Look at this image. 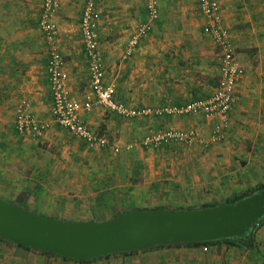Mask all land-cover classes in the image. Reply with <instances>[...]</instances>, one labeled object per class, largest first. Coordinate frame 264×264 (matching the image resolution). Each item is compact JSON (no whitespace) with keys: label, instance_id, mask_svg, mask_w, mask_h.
<instances>
[{"label":"crops","instance_id":"crops-1","mask_svg":"<svg viewBox=\"0 0 264 264\" xmlns=\"http://www.w3.org/2000/svg\"><path fill=\"white\" fill-rule=\"evenodd\" d=\"M59 1L54 13L58 27L55 45L63 58L69 93L81 102H91V109H81V115L93 128L111 133L127 155L123 159L117 155L104 162L100 174H94L86 182L85 186L93 190L91 193H103V197L106 192L113 191L115 198H131L133 202L142 198H163V190L167 194L163 200L219 199L264 181V0H238L237 6H232L231 0H221L220 14L224 25L230 29L234 46L255 47H243L237 54L244 73L236 82V101L227 138L206 152H202L203 147L199 145L170 142L146 148L137 143L132 154L126 149L130 136L141 137L166 125L197 126L208 132L213 121L202 113L126 117L99 103L91 90L80 30L85 0ZM42 2L0 0V196L11 201L18 198L19 192L4 195L1 187L7 186L12 191L14 184V189L20 188L19 191L30 194H54L56 201L69 197L70 189L65 182L73 173L60 157L81 152L77 146H83L85 142L60 125L51 113L47 44L38 23ZM146 4V0H100L97 7L104 79L115 84V98L141 106L183 103L209 95L219 77L218 47L203 30L204 17L199 11L198 0H160L159 15L151 32L140 39L129 56L124 55L128 37L146 17ZM250 24V29L245 31ZM112 38L118 43L109 42ZM23 100L28 102L32 113L47 124L39 137L22 134L15 127L16 108ZM179 148L186 149V153L178 152ZM64 176L67 177L65 182ZM70 182L76 190L85 184L80 185L78 178H72ZM7 184L11 186L8 188ZM177 186H182L184 191L174 192ZM143 188L152 191L148 197L137 196V190ZM154 193L157 196H151ZM35 196L24 197L28 200ZM50 197L44 200L50 201ZM115 202L119 208L120 202ZM25 205L33 207L28 203ZM255 239L253 248L225 239L217 240L210 245L216 253L208 261L202 247L190 242L171 246L155 244L129 253L99 255L83 261L54 252L27 249L16 241L0 238V262L216 264L219 249L224 251L226 247L239 246L236 252L240 257L230 254L227 257L229 264H264V222L258 227ZM7 250L16 252L17 256H6ZM233 251L235 249L231 253Z\"/></svg>","mask_w":264,"mask_h":264},{"label":"built area","instance_id":"built-area-1","mask_svg":"<svg viewBox=\"0 0 264 264\" xmlns=\"http://www.w3.org/2000/svg\"><path fill=\"white\" fill-rule=\"evenodd\" d=\"M100 0H85L80 17L83 48L87 57V68L91 90L96 100L110 110L124 116H145L168 114H199L210 118L213 123L208 135L197 126L180 127L166 125L145 133L140 142L144 146H159L170 142L186 145H208L227 138L232 125L231 112L236 101V82L244 73L239 63L235 46L221 17V0H198L200 13L204 17L203 30L214 40L217 51L219 77L213 91L204 97L183 103L160 105H132L115 98V84L105 82V63L99 45L98 4ZM59 0H43L39 10L38 23L48 46L47 73L51 91V113L63 127L82 138L89 146H100L120 151L122 145L109 134L93 128L81 115V109L90 110V101H79L71 97L66 83L67 73L63 66L60 50L55 45L58 31L54 13ZM146 17L131 32L125 45L124 55L129 56L140 39L152 29L159 15L160 0H146ZM16 129L26 135L39 137L47 124L39 120L23 100L16 108L14 117ZM134 143H128L132 148ZM257 224V223H256ZM207 249V245H203Z\"/></svg>","mask_w":264,"mask_h":264},{"label":"water","instance_id":"water-1","mask_svg":"<svg viewBox=\"0 0 264 264\" xmlns=\"http://www.w3.org/2000/svg\"><path fill=\"white\" fill-rule=\"evenodd\" d=\"M263 216L264 188L234 202L138 207L103 220L61 218L0 196V236L75 259L155 244L245 237Z\"/></svg>","mask_w":264,"mask_h":264},{"label":"rangeland","instance_id":"rangeland-1","mask_svg":"<svg viewBox=\"0 0 264 264\" xmlns=\"http://www.w3.org/2000/svg\"><path fill=\"white\" fill-rule=\"evenodd\" d=\"M231 1H232V6L236 5L238 2V0H231ZM239 1H241V0H239ZM234 9L237 10L238 8L236 9L234 7ZM243 11H244L243 14L245 15L246 9H244ZM251 25L252 24H250L248 27H246L245 31L249 30ZM227 29H229V28H227ZM228 31H230V29ZM150 32L151 31H149V33ZM243 35H245V34H243ZM232 41H233V39H232ZM109 42H115L114 44H117L118 40H115V38H112L109 40ZM243 47H245L246 49L255 48L253 46H246L244 44H239V46H237V47L235 46L236 57H237L238 52H240V50H241V52L243 51L242 50V49H244ZM46 52H47L46 54L48 56V46L46 47ZM237 59H238V57H237ZM118 114H120V113H118ZM126 117H130V116H126ZM205 133L208 135L209 131L205 132ZM108 134L110 136H112V138H113V135L111 133L108 132ZM130 138L127 141L126 145L128 143L133 142L134 146L132 148H126V149L130 150L131 151L130 154H132V153H134V152H132V151H134V148L136 146H138L137 143L141 144L140 140H141L142 136L141 137L139 135L130 136ZM221 142L222 141L209 143L208 145H205V146L199 145V147L200 148L203 147L202 148L203 150L201 149V151L206 152L207 150H210V147L212 148L216 143H221ZM84 143H83V146H81V145L77 146L79 149L78 151L81 150V152H77L76 154H68L67 153L66 155H62L60 157L63 160L64 164L67 163V166L70 167V170L73 173L72 177L68 178V180H69L68 182H65L67 180V177L64 176V179H63V181L66 183L68 189H70V191H68L71 194L69 197L64 196L62 199L58 198L56 201V200H54V194L43 195V194L37 193V192H35L34 194H30L27 192L19 191L20 188L14 189V186L16 187V185H14V184H12V186H13L12 191L11 190L9 191V189L6 188L7 187L6 185H5L6 187H1L3 189L2 194L10 195V192L11 193L14 191L19 192L18 198L12 199V201L22 202L23 204L28 203L31 206H33L32 209L37 211V212H43L46 214H51V215L63 217V218L103 220V219L113 218L117 214H119V213H121V212H123L129 208H132V207L133 208H135V207H163V208L199 207V206H203V204L214 203V202H224V201L234 197L235 195L241 193L242 191H244V190H240L239 192L229 194V195L224 196V197L219 198V199H202L201 198V199H190L189 200V199H186V197H185L184 199H173L171 201L167 200V199L163 200V198L167 196V194L164 190L161 193L163 195V198H156V199H154V198H151V199L142 198L141 201H139V202H133L131 198H126V199L115 198V194L113 191L106 192V194L103 195V197H101L103 193L101 195L91 193L93 190H91V188L85 186L86 182L89 179H92L94 174H97V175L100 174V172L103 168L104 162L107 161L108 159H110V158L115 159L117 155L120 156L121 159H123L125 157L127 158V155L123 150L115 151V150L110 149V148L100 147V146H89V145H87L86 142H84ZM142 146H144V145H142ZM194 146H197V145H194ZM146 147H148V146H144V148H146ZM151 147H157V146H151ZM205 147H207V148H205ZM178 150H177L178 152L182 151L181 153H186V149L179 148ZM130 154H129V156H130ZM128 158H130V157H128ZM135 160L138 161L139 159L135 158ZM178 161L179 160H176L175 162H178ZM171 163L168 165V168L170 167ZM242 173L240 172V174H242ZM243 174H245V172ZM100 177H103V176H100ZM72 178L73 179L78 178L80 185L82 183H85V184L83 185V187H80L79 190H76L73 187L74 181H73V183L70 182V179H72ZM7 185H9L8 188L11 186L10 184H7ZM19 186H21V185H17V187H19ZM254 186L255 185L249 186L245 190L251 189ZM137 191H138L137 196H140V197H142V195H144L145 197L146 196L148 197V195L151 194L150 192H152V191H150V189L146 190L145 188H143L142 190H137ZM140 191H142V192H140ZM145 191H149V192L146 193ZM178 191L179 192L184 191V190H182V186H177L174 188V192H178ZM185 191H186V189H185ZM50 192H52V191L50 190ZM26 195L27 196L36 195V196L33 199L27 200V199H25L26 197H24ZM50 195H51V197H50ZM48 196L50 197V201L44 200ZM151 196H157V194L154 193ZM115 201L120 202L119 208L116 206ZM261 224H263V223H259V224L255 225V227L257 226L256 229H255V227L253 228V230L255 229L254 230L255 234L257 232L258 227ZM210 245L211 244L207 245V249H203V245L199 244V246L202 247L201 248L202 251H204L206 261H208L209 258L213 257L212 255L214 253H216L215 252L216 250L214 248H210ZM237 248L226 247L224 249V251H221L219 249L218 252L220 253V255L215 256L216 258L217 257H219V258H218L217 262L215 260H214V262H216V264H229V262L227 261V257L230 254L233 256L239 255V257H240V253L238 251L236 252ZM232 249H235V252L233 251L231 253ZM0 252L2 255V248H0ZM243 252L245 254L247 253V255H249L248 251L243 250ZM116 253H118V252H116ZM1 255H0V261L2 259ZM7 255L14 257V256H17V253L7 250L6 256ZM251 255H252V253H251ZM179 258H180V255L177 256V259H179ZM93 259H95V258H93ZM0 264H1V262H0ZM107 264H110V263L107 262ZM111 264H117V263L114 261H111Z\"/></svg>","mask_w":264,"mask_h":264},{"label":"trees","instance_id":"trees-1","mask_svg":"<svg viewBox=\"0 0 264 264\" xmlns=\"http://www.w3.org/2000/svg\"><path fill=\"white\" fill-rule=\"evenodd\" d=\"M262 188H264V181H261V182H258L253 188H251V189H248V190H244V191H242L241 193H239V194H237V195H235L234 197H232V198H230V199H228V200H226V201H231V202H234V201H236V200H238V199H240V198H242V197H244V196H246V195H249V194H252V193H255V192H258V191H260ZM15 202V201H14ZM17 203H19V204H21V205H23V206H26L25 204H23L22 202H17ZM217 202H214V203H208V204H203V206L204 205H210V204H216ZM126 211V210H125ZM124 212V211H123ZM122 213V212H121ZM120 214V213H119ZM118 215V214H117ZM116 215V216H117ZM115 217V216H114ZM264 222V216L263 217H261L259 220H258V222H257V224H259V223H263ZM256 224V225H257ZM257 228V226L255 227V229ZM254 229V230H255ZM254 230H252L251 232H250V234L248 235V236H245V237H239V236H228V237H223V238H217V239H211V240H204V241H185V242H190V243H193V244H202V245H209V244H211V243H214L215 241H217V240H222V239H225L227 242H229V243H233V244H242V245H244V246H250V248H253L255 245L253 244V241H255L256 239H255V232H254ZM0 238L2 239H6V238H4V237H2V236H0ZM185 242H177L176 244H180V243H185ZM16 243L19 245V246H22V247H24V248H27V249H31V248H33V247H31V246H29V245H27L26 243H23V242H19V241H16ZM176 244H167L168 246H171V245H176ZM158 245V244H157ZM164 246H166V245H164ZM33 249H37V248H33ZM132 251H134V250H127V251H122V252H120V253H129V252H132ZM47 252H50V253H53V252H51V251H47ZM113 253H116V252H113ZM110 254H112V253H107V254H104V255H102V256H109ZM93 258H95V257H92V258H90V259H93ZM90 259H78V260H83V261H87V260H90Z\"/></svg>","mask_w":264,"mask_h":264}]
</instances>
